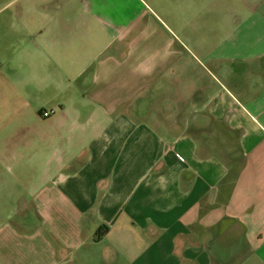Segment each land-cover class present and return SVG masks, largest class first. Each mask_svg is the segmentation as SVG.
<instances>
[{"label": "crops", "instance_id": "obj_1", "mask_svg": "<svg viewBox=\"0 0 264 264\" xmlns=\"http://www.w3.org/2000/svg\"><path fill=\"white\" fill-rule=\"evenodd\" d=\"M100 1L63 0L53 9L66 15L63 24L40 27L42 41L58 45L67 39L62 48L70 50L73 64H82L75 77L85 80L88 103L61 104L57 123L67 132L49 139L14 137L15 149L3 150L0 264H24L26 240L33 243L40 235L12 229L16 215L20 224L31 218L30 226L37 221L61 239L51 208L58 201L72 202L75 185L85 190L81 200L87 211L76 239L43 253L51 264H155L154 256L164 252L170 264H264V145L248 131L252 125L264 135L262 10L249 11L245 0L240 5L234 0H134L133 17L118 25L112 38L106 23H113L103 19ZM181 17L193 31L205 26L222 40L188 46ZM256 31L262 34L254 36ZM188 60L210 85L198 77L182 91L178 81L189 70ZM219 140L242 147L238 159L245 162L222 202L216 185L222 174L210 169L204 178L189 164L200 146L207 153ZM201 177V192L188 203ZM156 184L179 216L168 226L148 219L142 231L148 244L142 249L135 248L131 232L121 241H108L114 225L121 223V231L123 225L133 226L136 192L148 195ZM171 191L177 192L174 201ZM230 219L243 229V250L236 261L224 262L209 245L217 225ZM102 225L109 230L94 241Z\"/></svg>", "mask_w": 264, "mask_h": 264}, {"label": "rangeland", "instance_id": "obj_2", "mask_svg": "<svg viewBox=\"0 0 264 264\" xmlns=\"http://www.w3.org/2000/svg\"><path fill=\"white\" fill-rule=\"evenodd\" d=\"M240 1L234 0V5H240ZM63 4V0H0V63L2 64L0 70L2 73L4 72L6 79L8 78L4 83V78L0 73V160L5 152L3 151L5 147L15 149L17 139H12L14 137L42 135L49 139L64 133L66 129H63L57 122L61 115L60 106L68 104L67 100L83 105L88 103L84 96L87 90L85 80L75 77L82 64L80 62L73 64L70 50L62 48L67 39H63L64 41L58 45L52 44L48 40L39 39L41 25L43 28V24L46 26L50 22L59 20L60 25L63 24L66 15L61 17L59 14L57 16L53 11L55 8L62 7ZM99 5L103 10V19L113 23L110 26L106 23L112 38L118 33V25L124 26L133 17L131 11L134 10V0H103ZM245 7L252 12L262 10L261 17L264 18V0H245ZM183 19L184 17H181V25L186 24L185 41L188 46L192 47L196 42L211 40L210 38L217 40L218 37L214 32L211 33L210 28L204 26L195 32L189 27V21L184 23ZM255 34L259 36L262 33L256 31L254 36H256ZM221 40L218 38L219 42ZM186 57L189 56L186 55ZM187 68H189L187 74L182 75L178 81V86L182 91L193 87L195 78L198 77H202L210 85V79L205 76L195 61H189ZM23 126L27 127L20 129ZM262 130V128L252 125L248 128V131L254 137L257 136L258 140L262 138L261 146L264 145ZM250 145L247 143L245 146ZM233 150L236 153H242L243 149L242 147L240 149L238 145L219 140L215 150L207 153L206 149L200 146L196 150L198 154L196 156L193 154L195 160L189 163L203 177L204 174L209 173L210 169L222 174L216 183L220 202L225 200L231 181L234 182L235 175L245 164L244 161L241 162V160H234L230 157ZM261 152L263 154L261 162L264 165V150ZM13 155L14 152L10 156L13 157ZM4 158L5 160L9 159L8 153ZM24 177L17 176L18 179L25 180ZM203 177L200 178L196 188L198 193L192 194L188 198V203L195 201V196L200 194L203 186L201 183L205 178ZM159 181H161V177ZM73 192L72 202L58 201L51 208L54 215L55 211L57 212L56 229L61 232L62 240L58 236L59 233L51 235V232L46 231V226L41 227L37 221L34 222L36 224L30 226L31 218H28L27 225L24 226L19 223L18 215L13 217L11 228L18 230L22 235H32L40 231L39 238L35 242L31 243L29 239L26 240L25 254L27 256L24 264H51L43 253L59 246L61 248L62 245L66 246L63 242L65 239L70 242L71 239L77 238L76 231L81 229L82 217L87 208H84L85 203L81 200L85 190L75 185ZM147 192L138 190L134 196L133 226L123 225L125 229L121 231V223L114 225V229L108 235V241H121L125 234L131 232L135 248L142 249L148 244L142 235L148 219L159 226H168L179 216V209H170L171 206L167 200L163 199L166 194H162L163 191L159 185L156 184L150 194L147 195ZM176 193L172 192L171 201L177 199ZM58 195L61 196V194ZM32 216L34 217V215ZM66 228L68 229L65 230ZM71 229L75 231L71 232ZM122 248L127 251L128 245L126 244ZM154 261L155 264H170L165 252L155 255Z\"/></svg>", "mask_w": 264, "mask_h": 264}, {"label": "flooded vegetation", "instance_id": "obj_3", "mask_svg": "<svg viewBox=\"0 0 264 264\" xmlns=\"http://www.w3.org/2000/svg\"><path fill=\"white\" fill-rule=\"evenodd\" d=\"M235 154H237L236 155L237 158H234L236 160L239 157L238 156L239 153L237 152ZM157 177L159 178L161 176H157ZM217 226L218 227L216 228V231L209 245L212 254L220 261H224V262L230 260L236 261L234 257L236 256V254L241 253V251L243 250L244 232L242 227H240V224H238L233 219L221 221ZM98 230H101L102 232L99 234V236L98 235L96 236ZM108 230L109 228L106 225H102L98 227L93 234L94 241H98L99 239L101 240L102 238H104Z\"/></svg>", "mask_w": 264, "mask_h": 264}, {"label": "trees", "instance_id": "obj_4", "mask_svg": "<svg viewBox=\"0 0 264 264\" xmlns=\"http://www.w3.org/2000/svg\"><path fill=\"white\" fill-rule=\"evenodd\" d=\"M101 232H102L101 230H98L97 233H96V236H97V235L99 236V234H100Z\"/></svg>", "mask_w": 264, "mask_h": 264}]
</instances>
